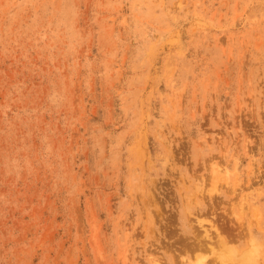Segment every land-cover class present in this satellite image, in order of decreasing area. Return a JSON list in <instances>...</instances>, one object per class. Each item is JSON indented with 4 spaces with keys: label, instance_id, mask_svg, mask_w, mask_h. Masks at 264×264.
<instances>
[{
    "label": "rangeland",
    "instance_id": "rangeland-1",
    "mask_svg": "<svg viewBox=\"0 0 264 264\" xmlns=\"http://www.w3.org/2000/svg\"><path fill=\"white\" fill-rule=\"evenodd\" d=\"M248 250L264 264V0H0V264Z\"/></svg>",
    "mask_w": 264,
    "mask_h": 264
},
{
    "label": "bare ground",
    "instance_id": "bare-ground-1",
    "mask_svg": "<svg viewBox=\"0 0 264 264\" xmlns=\"http://www.w3.org/2000/svg\"><path fill=\"white\" fill-rule=\"evenodd\" d=\"M219 170V169H218ZM213 172H215V171H213ZM246 200V199H245ZM244 203V202H243ZM245 204H247V203H245ZM250 204V203H249ZM220 239H221V237H219ZM253 239V238H252ZM223 240V239H222ZM221 240V241H222ZM223 245V244H222ZM259 245V244H258ZM224 246V245H223ZM227 246V245H226ZM228 248V247H227ZM227 248H225V249H227ZM260 248V247H259ZM227 252H230L229 250L227 251ZM252 253H254V251L253 250H248V251H246L245 253H243V258H244V260L246 261V262H248V263H250V264H258L259 263V261H258V258H256V256H255V253L254 254H252ZM227 254V253H226ZM221 256V255H220ZM223 257H225L224 256V254H222V256H221V258H223ZM226 259L228 258V257H225ZM224 260V259H223ZM198 263V262H197ZM157 264H160V263H157ZM199 264H205L204 262H201L200 261V263Z\"/></svg>",
    "mask_w": 264,
    "mask_h": 264
}]
</instances>
